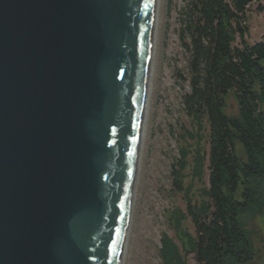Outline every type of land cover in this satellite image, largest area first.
Listing matches in <instances>:
<instances>
[{
	"label": "water",
	"instance_id": "95a60500",
	"mask_svg": "<svg viewBox=\"0 0 264 264\" xmlns=\"http://www.w3.org/2000/svg\"><path fill=\"white\" fill-rule=\"evenodd\" d=\"M156 0H0V264H121Z\"/></svg>",
	"mask_w": 264,
	"mask_h": 264
},
{
	"label": "trees",
	"instance_id": "16d2710c",
	"mask_svg": "<svg viewBox=\"0 0 264 264\" xmlns=\"http://www.w3.org/2000/svg\"><path fill=\"white\" fill-rule=\"evenodd\" d=\"M254 3L264 12L260 0L188 3L184 35L191 77L184 105L188 115L206 116L209 126L210 211L202 217L187 205L196 264H255L261 257L245 222L264 213V41L249 45L244 39ZM236 36L239 46L233 45ZM162 257L173 263L176 253L168 247Z\"/></svg>",
	"mask_w": 264,
	"mask_h": 264
},
{
	"label": "rangeland",
	"instance_id": "374dc122",
	"mask_svg": "<svg viewBox=\"0 0 264 264\" xmlns=\"http://www.w3.org/2000/svg\"><path fill=\"white\" fill-rule=\"evenodd\" d=\"M228 1V0H226ZM189 0H157L150 78L128 228L121 264H167L169 247L176 258L168 264H196L195 228L187 205L208 214L209 126L206 116L188 115L184 97L190 92V53L184 35ZM264 6V0H260ZM257 4L247 11L249 45L264 41V12ZM236 36L234 46H239ZM264 65V61L262 62ZM229 112L235 111L229 102ZM177 172L180 189L175 186ZM264 264V213L245 219ZM261 258V260H260Z\"/></svg>",
	"mask_w": 264,
	"mask_h": 264
},
{
	"label": "bare ground",
	"instance_id": "6f19581e",
	"mask_svg": "<svg viewBox=\"0 0 264 264\" xmlns=\"http://www.w3.org/2000/svg\"><path fill=\"white\" fill-rule=\"evenodd\" d=\"M156 6H157V0H156ZM154 30H155V22H154ZM155 33L153 32V35H154ZM152 48H153V44H152ZM151 57H152V55H151ZM150 68H151V64H150ZM149 78H150V72H149ZM149 86V85H148ZM147 93H148V90H147ZM146 97H147V94H146ZM146 100H147V98H146ZM145 106H146V102H145ZM144 115H145V111H144ZM143 122H144V119H143ZM142 129H143V126H142ZM142 134V133H141ZM140 143H141V141H140Z\"/></svg>",
	"mask_w": 264,
	"mask_h": 264
}]
</instances>
